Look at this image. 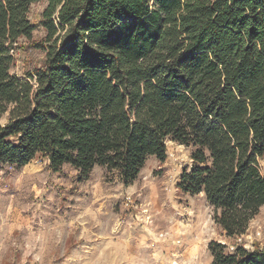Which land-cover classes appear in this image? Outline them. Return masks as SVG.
<instances>
[{
    "label": "trees",
    "instance_id": "1",
    "mask_svg": "<svg viewBox=\"0 0 264 264\" xmlns=\"http://www.w3.org/2000/svg\"><path fill=\"white\" fill-rule=\"evenodd\" d=\"M38 1L0 0V170L40 155L128 186L174 141L191 148L179 187L245 235L264 206V0H48L44 62L18 75ZM209 250L210 264H264V246Z\"/></svg>",
    "mask_w": 264,
    "mask_h": 264
},
{
    "label": "rangeland",
    "instance_id": "2",
    "mask_svg": "<svg viewBox=\"0 0 264 264\" xmlns=\"http://www.w3.org/2000/svg\"><path fill=\"white\" fill-rule=\"evenodd\" d=\"M48 0L29 13L36 25L31 39L21 38L12 72L23 75L43 64L36 43L47 32L40 21ZM168 157L151 156L138 178L125 185L106 167L88 180L77 171L50 168L38 155L20 169L0 170V264H210L211 240L229 249L264 246V206L245 235L229 239L213 219L203 193L179 187L192 165L191 148L168 141ZM264 171V157L261 159Z\"/></svg>",
    "mask_w": 264,
    "mask_h": 264
}]
</instances>
